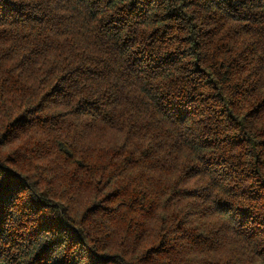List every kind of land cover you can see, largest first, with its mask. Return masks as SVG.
Wrapping results in <instances>:
<instances>
[{"label":"trees","instance_id":"obj_1","mask_svg":"<svg viewBox=\"0 0 264 264\" xmlns=\"http://www.w3.org/2000/svg\"><path fill=\"white\" fill-rule=\"evenodd\" d=\"M0 264H264V0H0Z\"/></svg>","mask_w":264,"mask_h":264}]
</instances>
